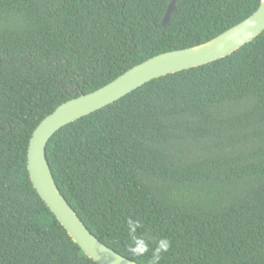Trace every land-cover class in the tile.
Masks as SVG:
<instances>
[{
  "label": "trees",
  "instance_id": "trees-1",
  "mask_svg": "<svg viewBox=\"0 0 264 264\" xmlns=\"http://www.w3.org/2000/svg\"><path fill=\"white\" fill-rule=\"evenodd\" d=\"M0 0V264H96L33 188L29 140L60 105L160 54L204 44L260 0ZM45 157L86 229L137 264H264V32L57 131Z\"/></svg>",
  "mask_w": 264,
  "mask_h": 264
},
{
  "label": "water",
  "instance_id": "water-1",
  "mask_svg": "<svg viewBox=\"0 0 264 264\" xmlns=\"http://www.w3.org/2000/svg\"><path fill=\"white\" fill-rule=\"evenodd\" d=\"M172 0L161 21L167 25L175 11ZM264 32V0L247 19L216 38L187 49L166 52L126 71L106 86L60 105L34 130L27 151L31 184L45 206L55 216L83 254L96 264H137L98 241L83 225L59 193L45 157V148L61 128L113 104L152 80L197 68L226 58Z\"/></svg>",
  "mask_w": 264,
  "mask_h": 264
},
{
  "label": "clouds",
  "instance_id": "clouds-1",
  "mask_svg": "<svg viewBox=\"0 0 264 264\" xmlns=\"http://www.w3.org/2000/svg\"><path fill=\"white\" fill-rule=\"evenodd\" d=\"M129 235L127 251L133 257H143L151 251L149 264H160L162 254L167 253L171 247V241L166 238L156 240V246L150 249V238L137 234L140 221L128 218L126 221Z\"/></svg>",
  "mask_w": 264,
  "mask_h": 264
}]
</instances>
